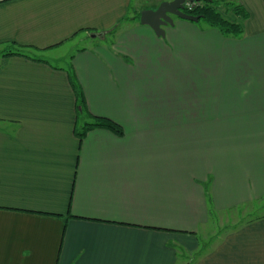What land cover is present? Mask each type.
<instances>
[{
    "label": "crops",
    "instance_id": "obj_1",
    "mask_svg": "<svg viewBox=\"0 0 264 264\" xmlns=\"http://www.w3.org/2000/svg\"><path fill=\"white\" fill-rule=\"evenodd\" d=\"M166 1L0 0V264H264L229 218L264 203V0L158 37Z\"/></svg>",
    "mask_w": 264,
    "mask_h": 264
},
{
    "label": "trees",
    "instance_id": "obj_2",
    "mask_svg": "<svg viewBox=\"0 0 264 264\" xmlns=\"http://www.w3.org/2000/svg\"><path fill=\"white\" fill-rule=\"evenodd\" d=\"M219 5L220 3L217 0H201L192 10L185 9L184 12L193 16H202L200 19L204 20L209 27L218 30L226 37H239L243 32L242 23L239 21V18L245 19L246 14L242 12L240 6H234L232 7L234 12H232L233 10L231 11V15L234 16V19H231L223 12L221 13L219 11L221 8ZM239 11L241 14H239ZM136 19L139 21V15H137ZM7 55L21 54L9 52ZM92 128H104L115 134L122 133L121 128L112 121L105 118L94 117L93 122L86 124L77 135L82 139L85 133Z\"/></svg>",
    "mask_w": 264,
    "mask_h": 264
},
{
    "label": "water",
    "instance_id": "obj_3",
    "mask_svg": "<svg viewBox=\"0 0 264 264\" xmlns=\"http://www.w3.org/2000/svg\"><path fill=\"white\" fill-rule=\"evenodd\" d=\"M201 0H172L162 2L155 10H142L139 14V24L148 26L156 36H164V27L173 24V18L180 20L198 22L202 16H193L184 12V4L186 2L194 3ZM98 35L97 37H100ZM91 37H96L93 35Z\"/></svg>",
    "mask_w": 264,
    "mask_h": 264
},
{
    "label": "rangeland",
    "instance_id": "obj_4",
    "mask_svg": "<svg viewBox=\"0 0 264 264\" xmlns=\"http://www.w3.org/2000/svg\"><path fill=\"white\" fill-rule=\"evenodd\" d=\"M220 5H222V4H220ZM224 10L225 9L223 7H221L219 9V11L221 13L224 12ZM229 14L230 13L226 14V16H228ZM177 20L187 22L194 29H198V30L203 29V30H206L208 28V25L202 19H200L198 22H190V21L180 20L178 18H177ZM80 39L77 38L76 40H74L73 42L67 44L64 47L63 51L65 52V55H71L78 47L86 46L89 43V39H87L85 41H80ZM68 59H67L66 62L60 63V65H62L64 68H67V65H69V60ZM259 204L260 203L254 204L253 206L246 208L247 210L245 211L246 212L245 214H243L242 212H240V217L241 218H238L237 216H234V215H230L229 218H230V221H232L231 223L234 224V222L237 220L236 222H238L239 225H240V223L243 222V221H250L251 219H255V217H259L260 215H263L264 214V203L263 204H260V205ZM211 219H212V221L215 222V225H216V223L218 225L221 223L220 221L217 222L215 220L216 218H214V215H213V217ZM226 220L222 221V223L227 222Z\"/></svg>",
    "mask_w": 264,
    "mask_h": 264
},
{
    "label": "built area",
    "instance_id": "obj_5",
    "mask_svg": "<svg viewBox=\"0 0 264 264\" xmlns=\"http://www.w3.org/2000/svg\"><path fill=\"white\" fill-rule=\"evenodd\" d=\"M198 4V2H194V3H190V2H186L184 4V10H192L194 7H196V5Z\"/></svg>",
    "mask_w": 264,
    "mask_h": 264
}]
</instances>
